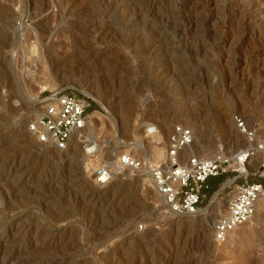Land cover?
I'll list each match as a JSON object with an SVG mask.
<instances>
[{"label":"rangeland","instance_id":"1","mask_svg":"<svg viewBox=\"0 0 264 264\" xmlns=\"http://www.w3.org/2000/svg\"><path fill=\"white\" fill-rule=\"evenodd\" d=\"M54 89L88 98L87 137L124 154L147 159L154 140L164 157L179 124L192 152L232 153L247 145L235 115L264 138V0H0V264H264V199L214 240L235 174L178 216L141 174L96 185L77 138L39 144L29 125Z\"/></svg>","mask_w":264,"mask_h":264},{"label":"built area","instance_id":"2","mask_svg":"<svg viewBox=\"0 0 264 264\" xmlns=\"http://www.w3.org/2000/svg\"><path fill=\"white\" fill-rule=\"evenodd\" d=\"M40 105V115L29 125V132L39 144L65 151L77 136L84 155L98 161L94 168L96 185H109L115 179L126 181L131 175L141 174L148 177L156 194L178 216L197 214L211 190L210 181L235 174L226 184V188L235 187L226 213L213 226L214 240L219 245L227 243L232 233L251 221L259 200L264 199V162L256 172L251 171L254 159L259 154L264 157V138L240 115L233 117V125L246 140V146L232 153L221 151L210 158L194 151L185 157L184 151L194 148L195 134L189 126L179 124L168 136L163 159L153 163L150 157L138 159L129 152H119L118 141L88 138L92 103L85 96L54 89ZM251 175L261 181H250ZM138 230L143 231L144 227L141 225Z\"/></svg>","mask_w":264,"mask_h":264},{"label":"bare ground","instance_id":"3","mask_svg":"<svg viewBox=\"0 0 264 264\" xmlns=\"http://www.w3.org/2000/svg\"><path fill=\"white\" fill-rule=\"evenodd\" d=\"M189 19V18H188ZM198 19V18H197ZM79 53H80V51H79ZM76 54H77V51H76ZM67 61H69V60H66V62ZM72 62H74V60L72 61ZM82 63V62H81ZM76 64V63H75ZM77 64H78V62H77ZM74 65V64H73ZM72 65V66H73ZM82 65V64H81ZM76 66V65H75ZM78 67V66H77ZM71 68H73V67H71ZM94 88V87H93ZM97 89V88H96ZM98 100V99H97ZM92 117H90L89 116V119H91ZM93 119V118H92ZM91 122V121H90ZM191 128V127H190ZM193 130V129H192ZM194 131V130H193ZM73 138H77V136H74ZM72 138V139H73ZM155 138V137H154ZM156 139V138H155ZM153 140V139H152ZM159 141V140H158ZM157 141V142H158ZM152 142H154V152H152V155H150L151 157H150V159L151 160H154V161H157V160H161L162 158H163V152H162V149L161 148H159V145L160 144H158V143H156L154 140L152 141ZM151 145H153V144H151ZM76 146H77V144H76ZM153 147V146H152ZM186 153L187 154H191V153H193L192 152V147L190 148V149H186L185 151H184V154H183V156H185L186 155ZM261 155V154H260ZM189 156V155H188ZM149 157V156H148ZM258 157H259V155H258ZM155 158H157V160H155ZM262 159H263V155H262ZM88 162V161H87ZM261 200H259V208L261 209V208H263V202L261 201ZM264 201V200H263ZM258 205V204H257ZM258 207V206H257ZM202 213H204V212H202V211H199L197 214H195V215H199V214H202ZM175 214V213H174ZM177 215V214H176ZM187 216H194V215H187ZM249 223V222H248ZM245 225H247V224H245ZM245 225H243L242 227H240L239 229H243L244 227H245ZM22 230V229H21ZM25 231V230H24ZM237 231L238 230H236L234 233H232V235L230 236V240L227 242L228 244H230V242L233 240V236H234V234H236L237 233ZM19 232V231H18ZM239 232V231H238ZM18 234V233H17ZM25 237V236H24ZM5 238H7V237H5V235H4V237L2 236V239H5ZM2 241V240H1ZM227 244V245H228ZM10 253V252H9ZM6 256V255H5ZM6 260V259H5ZM5 262V261H4ZM32 264V263H31Z\"/></svg>","mask_w":264,"mask_h":264},{"label":"trees","instance_id":"4","mask_svg":"<svg viewBox=\"0 0 264 264\" xmlns=\"http://www.w3.org/2000/svg\"><path fill=\"white\" fill-rule=\"evenodd\" d=\"M263 184H264V182H263ZM210 185H211V189H212L211 192L215 191L218 187V185L213 184L212 181H210Z\"/></svg>","mask_w":264,"mask_h":264}]
</instances>
